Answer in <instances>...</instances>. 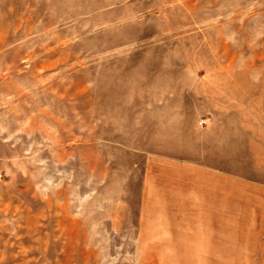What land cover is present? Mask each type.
<instances>
[{"label": "rangeland", "instance_id": "1", "mask_svg": "<svg viewBox=\"0 0 264 264\" xmlns=\"http://www.w3.org/2000/svg\"><path fill=\"white\" fill-rule=\"evenodd\" d=\"M161 165L264 199V0H0V264H144Z\"/></svg>", "mask_w": 264, "mask_h": 264}, {"label": "crops", "instance_id": "2", "mask_svg": "<svg viewBox=\"0 0 264 264\" xmlns=\"http://www.w3.org/2000/svg\"><path fill=\"white\" fill-rule=\"evenodd\" d=\"M149 176L138 202L140 263L264 264V199L227 196L225 180L199 166L161 165Z\"/></svg>", "mask_w": 264, "mask_h": 264}]
</instances>
